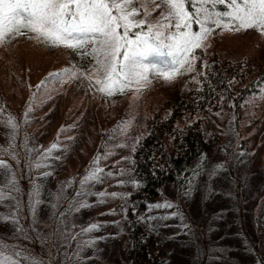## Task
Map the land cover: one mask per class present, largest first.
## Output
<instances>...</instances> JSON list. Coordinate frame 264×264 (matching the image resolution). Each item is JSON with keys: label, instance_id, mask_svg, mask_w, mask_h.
Returning a JSON list of instances; mask_svg holds the SVG:
<instances>
[{"label": "rangeland", "instance_id": "1", "mask_svg": "<svg viewBox=\"0 0 264 264\" xmlns=\"http://www.w3.org/2000/svg\"><path fill=\"white\" fill-rule=\"evenodd\" d=\"M145 7L150 15L144 17L142 13L141 18H145L148 24L158 26L165 23L162 14L166 9L163 6L155 9L154 5L147 4ZM195 56L193 70L178 75L174 80L155 76L143 87L136 85L123 94L108 96L100 92L99 85L95 83V61L91 56L65 47L49 46L35 39L33 33L9 37L0 43V146H32L33 153L38 155L39 149L42 150V160L49 163L41 169L45 171L40 181L46 185L41 187L42 197L47 196L48 187L52 189L55 183L54 178L44 173H55L59 177L84 170L89 164L103 170L95 182L96 195L90 201L87 193L79 196V203L88 206L82 213L68 218L99 226L94 229L96 235H91L92 243L87 248L90 251L95 245L100 246V253L93 264H115L119 255L125 253L128 247V215L125 213L130 204L129 193L133 190L129 181L134 174L135 151L141 145L149 124L158 118L166 122L174 107L175 119L164 136L166 145L174 144L176 139L173 137L179 133L178 129L191 121L199 122L210 137L220 134L221 129L224 133L229 131L232 124L250 165L259 171L264 169V33L255 29L239 32L217 29L201 48L195 50ZM64 69L75 72V76L63 75ZM55 72L62 73V76L49 75ZM202 79H207L217 90L222 87V90L212 92L203 106L195 107L191 104L197 102L199 96L193 93L201 88L199 83ZM42 81L43 85L37 87ZM246 87L252 88L246 90L243 97L238 100L231 98L234 93L245 91ZM187 100L189 104H183ZM10 118L17 125L14 130L6 123ZM9 129L12 131L10 138ZM210 142L211 152L208 151L207 159L215 156L214 144ZM53 144L57 147L48 154ZM0 158L9 164L12 161L10 154ZM10 165L12 168L15 163ZM222 175L220 172L218 177ZM2 176L5 177L0 175V182L3 181ZM202 177L206 178V175ZM233 183L235 185L238 181L234 178ZM208 184L215 186L213 181ZM200 190V184H196L192 190L196 196L184 200L185 207L194 213ZM212 196L218 198L216 194ZM4 203L5 206L9 204L8 200ZM256 203L260 206V201ZM39 207L41 211L43 204ZM1 209L3 206L0 204ZM4 229L5 223H0V240L6 246V241H12L13 228L6 225V232ZM174 229L163 228L162 235L155 239L160 241L157 245L159 254L168 253L165 264H192L188 260L190 247L181 239L180 233L176 235L173 232ZM218 232V229L213 231V236ZM51 234L52 231L42 243L41 254L45 252L46 245V253L52 249ZM55 238L56 235L53 242ZM231 239L221 237L218 247H213L214 254L218 249L217 253L224 256L223 260L215 259V264H228L230 255L239 254L235 249H229L225 254V244ZM79 249L84 250L83 246ZM232 258L240 260L238 256ZM78 259L81 261L75 264L91 260L86 257Z\"/></svg>", "mask_w": 264, "mask_h": 264}, {"label": "trees", "instance_id": "2", "mask_svg": "<svg viewBox=\"0 0 264 264\" xmlns=\"http://www.w3.org/2000/svg\"><path fill=\"white\" fill-rule=\"evenodd\" d=\"M218 10H223V6H218ZM198 30V26L193 24V31ZM199 86L201 88L193 93L199 96L197 102L191 104L195 107L203 106L212 92L222 90V87L217 90L207 79L200 80ZM251 88L246 87L245 91L236 92L231 98L238 100ZM189 100L183 104H189ZM175 109L166 122L158 118L149 124L141 145L135 151L134 174L129 181L133 190L129 193L130 204L125 213L128 215V218L125 216L128 247L115 264H165L168 253L160 255V248L157 249L160 241L155 240L162 235L163 228H175L173 232L181 234V239L191 249L188 260L192 264H215V259L223 260L224 256L217 253L218 249L216 254L213 253V247H218L221 237L232 238L225 244V254L229 249L239 252L230 255L228 264H264V169L259 171L250 165L232 124L229 131L224 133L221 129L220 134L210 137L199 122L191 121L178 129L179 133L173 137L176 139L174 144L166 145L164 136L172 127ZM11 135L9 129L8 137ZM210 141L214 144L215 156L207 159L208 151L211 152ZM15 147L16 159L11 157L10 164L15 163L11 172L15 177L16 190L12 192L14 198L8 200L7 206L1 204L3 209L0 210V216L14 215L17 220L14 224H5V232L6 225L13 228L12 241H6V254L15 256V253H20L16 257L20 264H75L81 261L78 258L84 257L91 259L85 262L93 264L100 253V246L95 245L90 251L87 248L92 243L91 235H96L95 230L84 231L90 227L89 224L68 218L84 211L85 207H80L79 196L87 193L90 201L96 195L97 180L85 179L97 169L95 165L89 164L84 170L59 177L51 173L50 178H54L55 183L52 189L48 187L47 196L42 197L41 187L46 185L40 181L45 171L41 169L49 164L42 160V150L39 149L38 155L33 153L32 146ZM220 172L223 175L218 177ZM234 178L238 181L236 186ZM5 180L6 176L0 184ZM209 181H213L215 186L209 185ZM196 184H200L201 190L194 213L185 207L184 200L196 196L192 191ZM257 201H260V206ZM40 204H43L41 211ZM217 229L220 232L213 236ZM50 231L52 249L46 253V245L45 252L41 254L42 243ZM172 242L175 241H169ZM80 246L84 250H78ZM232 256H238L240 260ZM65 257L66 260L68 257L67 263Z\"/></svg>", "mask_w": 264, "mask_h": 264}, {"label": "snow or ice", "instance_id": "3", "mask_svg": "<svg viewBox=\"0 0 264 264\" xmlns=\"http://www.w3.org/2000/svg\"><path fill=\"white\" fill-rule=\"evenodd\" d=\"M147 4L166 9L162 14L165 23L151 25L141 18L142 13L144 17L150 15ZM193 24L198 31H193ZM217 29H255L264 33V0H0V43L33 33L35 39L49 46L91 56L95 61V83L108 96L123 94L136 85L143 87L151 77L170 81L192 71L195 50ZM69 74L75 76V72L63 70V75ZM49 75L61 77L62 73ZM6 123L13 130L17 127L11 118ZM56 147L53 144L48 154ZM9 148L0 146V156L10 154L16 159L14 146ZM102 171L98 168L85 179L98 180ZM0 175L6 176L5 183L0 184L3 204L14 198L12 192L16 190L11 165L4 158H0ZM16 222L14 215L0 216V223ZM97 227L93 224L84 231ZM5 247L0 240V264H20L16 258L20 253L6 254Z\"/></svg>", "mask_w": 264, "mask_h": 264}]
</instances>
